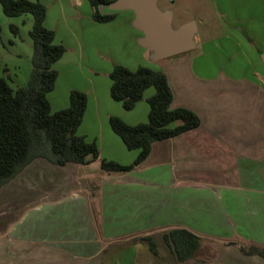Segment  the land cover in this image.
Returning a JSON list of instances; mask_svg holds the SVG:
<instances>
[{
    "label": "crops",
    "instance_id": "obj_1",
    "mask_svg": "<svg viewBox=\"0 0 264 264\" xmlns=\"http://www.w3.org/2000/svg\"><path fill=\"white\" fill-rule=\"evenodd\" d=\"M39 1L46 5V0ZM46 15L44 25L53 30L47 12ZM133 18L134 13L129 18L131 25ZM140 36L141 31L137 44ZM212 39L203 41L194 34L191 51L154 60L145 48L142 59H131L134 68L129 69L142 65L164 70L173 94L171 107H185L199 117L197 127L154 142L150 154L139 165L142 171L151 169L172 175L174 181H169L168 187L189 192L190 201H205L207 197L206 201H228V206L219 203L220 212L210 220L213 227L192 224L190 231L200 238L199 247L186 261L172 258L173 264H264V257L241 251L246 243L264 246V70L260 68L263 64L248 42L235 40L239 51L233 54V45ZM54 41L60 43L55 31ZM63 57L53 64L58 74L47 98L51 110L56 111L68 106L70 90L85 93L86 108L80 126L88 111L98 118L111 104L110 71H106L108 75H100L88 64L89 69L84 72L75 67L72 59L64 60L66 65L61 63ZM218 58L221 62L217 63ZM147 59L154 63L148 65ZM6 70L4 67L3 71ZM154 92L152 86L146 88L130 109L137 111L125 115L123 121L130 125L146 122L147 99ZM101 157L99 151L89 165L98 166ZM44 160L35 158L12 180H23L31 169L52 170L54 165ZM60 167L56 171L61 176L59 184L33 194L26 189V196L20 201H14L17 199L14 195L0 199V264H103L102 252L108 242L102 243L98 238L90 201L73 189L79 179L89 184L88 178L97 174L107 180L112 175L102 170L81 175L82 167L75 163ZM132 180L141 181L137 176H132ZM25 188L22 186L18 192ZM167 227L188 229L182 223ZM152 230L124 240L149 235Z\"/></svg>",
    "mask_w": 264,
    "mask_h": 264
},
{
    "label": "rangeland",
    "instance_id": "obj_2",
    "mask_svg": "<svg viewBox=\"0 0 264 264\" xmlns=\"http://www.w3.org/2000/svg\"><path fill=\"white\" fill-rule=\"evenodd\" d=\"M156 4L160 10L171 13L170 25L173 29L185 22H193L195 34L203 41L216 38L218 42L233 45V54H237L239 48L234 42L239 40L248 42L258 59L264 53V0H157ZM45 6L48 24L56 32V41L65 47L61 60L64 65V60L72 59L75 67L84 72L89 69L88 64H92L93 70L100 75H108L106 71H111L115 63L134 68L131 59H142L141 52L145 48H141L136 41L140 30L135 29L129 19L133 10H119L114 19L96 22L91 16L89 0H46ZM32 24L31 14L9 17L3 13L0 4V67L3 70L7 68L6 72L1 70L0 73L12 88L25 85L29 78L33 52L29 30ZM11 26L16 27L15 32ZM241 54H238L240 61ZM221 58L216 59L217 63L221 62ZM146 62L148 65L154 63L149 59ZM260 68L264 70L263 66ZM110 101L107 107L109 115L105 114L106 111L97 118L88 111L76 133L85 135L88 140L94 139L101 158L130 164L138 150L125 147L111 129L109 116L115 115L124 120L125 115L129 116L137 110H126L120 102ZM97 165H79L82 167L81 175L87 172L101 173ZM52 167V170L31 169L23 180H12L0 189V199L14 195L17 198L14 201H20L26 196V189L33 194L34 191H43L59 184L61 176L56 171L61 167ZM132 170L111 173L110 180L97 174L93 179L88 178L89 184L78 178L73 189L75 194L85 196L90 201V213L98 238L102 243L108 242L102 252L103 264H173L174 256L164 241L163 229L168 230L170 227L167 226L180 223L188 226L189 230L192 224L210 228L212 216L220 212L219 203L228 206V201H206L209 197L205 201H190L189 192L168 187L169 181H174L172 175L151 169L142 171L140 165ZM132 176L139 177L141 181H133ZM22 186L27 188L19 193ZM148 230H152L150 235L155 241V256L148 244L138 238L142 234L124 240ZM249 244L246 243V246ZM159 258L162 260L157 262L155 259Z\"/></svg>",
    "mask_w": 264,
    "mask_h": 264
},
{
    "label": "trees",
    "instance_id": "obj_3",
    "mask_svg": "<svg viewBox=\"0 0 264 264\" xmlns=\"http://www.w3.org/2000/svg\"><path fill=\"white\" fill-rule=\"evenodd\" d=\"M113 0H89L92 19L106 22L115 18L117 11L106 6ZM6 16L29 13L33 24L29 30L32 42V67L27 83L12 88L0 73V188L18 175L35 158L64 166L70 163L86 165L99 156L95 140L88 141L76 130L86 108L85 93L72 89L68 106L52 111L47 98L55 84L57 70L53 64L64 54L65 47L54 41V31L44 25L46 6L40 1L0 0ZM105 8V10H102ZM15 32L16 27L11 26ZM0 67V71H1ZM109 92L126 110L132 109L142 98L143 91L153 87L155 92L147 99L146 122L130 125L117 116L109 117V124L127 149H138L130 164H120L102 158L99 167L110 173H125L141 164L150 154L152 144L177 136L199 125V117L185 107H171L173 94L164 70L147 66L135 69L115 63L109 73ZM157 253L152 236L138 237ZM164 241L177 261L192 258L199 247V237L184 227L163 231ZM247 255L264 257V246H241Z\"/></svg>",
    "mask_w": 264,
    "mask_h": 264
},
{
    "label": "water",
    "instance_id": "obj_4",
    "mask_svg": "<svg viewBox=\"0 0 264 264\" xmlns=\"http://www.w3.org/2000/svg\"><path fill=\"white\" fill-rule=\"evenodd\" d=\"M156 2L157 0H113L106 9L109 11L133 10L132 25L142 32L138 43L148 49L155 60L193 48L195 24L185 22L173 29L170 25L171 13L168 10H160ZM260 59L264 66V53L260 54Z\"/></svg>",
    "mask_w": 264,
    "mask_h": 264
}]
</instances>
